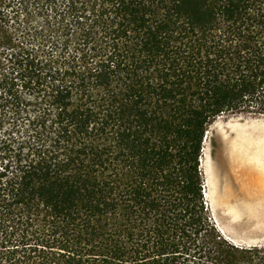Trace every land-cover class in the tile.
Segmentation results:
<instances>
[{
    "label": "trees",
    "instance_id": "16d2710c",
    "mask_svg": "<svg viewBox=\"0 0 264 264\" xmlns=\"http://www.w3.org/2000/svg\"><path fill=\"white\" fill-rule=\"evenodd\" d=\"M232 115L264 117V0H0V264H264L206 197Z\"/></svg>",
    "mask_w": 264,
    "mask_h": 264
},
{
    "label": "rangeland",
    "instance_id": "374dc122",
    "mask_svg": "<svg viewBox=\"0 0 264 264\" xmlns=\"http://www.w3.org/2000/svg\"><path fill=\"white\" fill-rule=\"evenodd\" d=\"M232 127L248 130L253 135L257 134L255 136L259 138V145L261 143L264 145V117L247 115L222 116L209 128L204 142L202 157L204 155L206 157L205 149H208V159L212 162V173L214 174L212 175V181L215 183L212 187L211 215L221 234L230 242L240 246L264 244V169L263 173L247 172L239 180H235L232 177L226 183L224 180L226 175L223 167L224 137L231 135ZM251 159L253 163L261 161L264 165V152L262 157L256 152L254 156H251ZM206 181L205 177V183ZM244 186L245 189L243 190L248 194V199H250L244 201L245 208L235 207L223 202L224 194L227 190H239L242 187L244 188Z\"/></svg>",
    "mask_w": 264,
    "mask_h": 264
},
{
    "label": "bare ground",
    "instance_id": "6f19581e",
    "mask_svg": "<svg viewBox=\"0 0 264 264\" xmlns=\"http://www.w3.org/2000/svg\"><path fill=\"white\" fill-rule=\"evenodd\" d=\"M231 130H232L231 135L230 136L227 135V137H224V144H223V153H224L223 167L226 174L224 177L225 183L231 177L235 180H239V178L244 174H246L247 172L263 173V169H264L263 163L261 161L259 163L258 162L253 163L252 162L253 160L251 159V156H254L256 152L257 154L259 153L261 157L264 152L263 151L264 145L262 143H261L262 146L259 145V140H258L259 138L255 136L257 134H255L254 132L255 135H253L248 130H241V129H237L236 127H232ZM205 152L204 153L206 154V157L205 155L202 157L203 158L202 168L204 171V176L207 179L205 183V189H206V197L210 206L213 200L212 187L215 183L214 181H212V175L214 174L212 173L213 170L212 169L213 167L211 165L212 162L209 161L208 159L209 158L208 149H205ZM204 158L207 160H205ZM243 189H245V186L244 188L242 187V189L239 190L238 189L236 190L230 189V191L227 190L226 193L224 192L225 194H224L223 202L225 204H230L235 207L245 208L244 201L250 199H248L249 198L248 194Z\"/></svg>",
    "mask_w": 264,
    "mask_h": 264
}]
</instances>
